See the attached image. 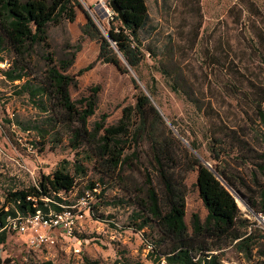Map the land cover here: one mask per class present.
<instances>
[{"label": "rangeland", "instance_id": "obj_1", "mask_svg": "<svg viewBox=\"0 0 264 264\" xmlns=\"http://www.w3.org/2000/svg\"><path fill=\"white\" fill-rule=\"evenodd\" d=\"M145 1L150 29L142 35L146 60L138 71L128 68L126 60L121 68L101 61L99 39L83 34L87 16L105 37L122 27L124 18L112 9V0H78L75 22L49 26L47 46L38 47L27 60L28 77L16 84L0 79V209L8 193L38 186L63 166L76 184L56 191L62 202L54 203L84 215L73 238L55 232L56 245L41 250L30 247L33 231L22 233L10 225L7 243L0 246V264H168L158 263L159 256H152L148 247L158 239L157 228L140 231L142 221L133 219L147 174L158 184L150 166L152 141L166 143L180 166L176 179L186 195L189 228L195 216L202 222L208 216L197 186L198 170L189 165L193 158L248 185L242 198L228 190L239 207L238 230L243 239L254 237L250 249L235 243L214 253L223 264L264 260L263 216H256L248 203L257 193L254 177L264 182V122L259 116L264 113V0ZM4 58L10 65L15 60L9 51ZM49 59L55 65L74 60L66 73L77 77L70 89L73 101L97 93L89 130L97 123L117 125L141 92L150 98L162 119L149 116L151 137L132 141L127 154L133 167L125 166L113 178L105 176L90 144L71 147L66 119L51 111L47 96L33 98L22 90L25 82L40 86ZM84 69L88 71L79 76ZM132 124L135 130L140 121L135 117ZM75 165L86 175H77Z\"/></svg>", "mask_w": 264, "mask_h": 264}, {"label": "trees", "instance_id": "obj_2", "mask_svg": "<svg viewBox=\"0 0 264 264\" xmlns=\"http://www.w3.org/2000/svg\"><path fill=\"white\" fill-rule=\"evenodd\" d=\"M112 1L118 4L124 18L121 28L108 31L115 44L100 34L89 16L83 34L88 38L99 39L101 61L121 68L126 60L128 68L138 71L146 60L142 52V35L150 29L148 6L145 0ZM78 6V0H0V59L7 61L4 58L7 51L15 58L9 69L3 71L9 82L16 84L28 77L31 68L27 60L36 55L38 47L47 46L49 26L63 21L75 22ZM73 64V59H63L58 65L49 59L46 70L41 74L40 86L35 88L31 82H25L22 90L33 98L45 94L51 102V111L61 120L66 119L64 122L68 124L71 134V147L79 150L84 143L90 144L100 167L105 170L104 175L113 178L125 166L133 167L132 157L127 154L132 141L135 143L146 135L151 137L149 116L154 115L159 120L162 118L150 98L141 92L136 106L125 108L117 125L106 127L97 123L89 130V121L96 114L98 96L93 93L80 101L72 100L70 89L77 85V77L66 73ZM86 71L81 70L79 76ZM259 116L264 122V113L259 112ZM135 117L140 125L132 130ZM192 147L198 150L194 144ZM151 150L154 157L150 166L153 167L158 184L155 185L153 176L148 173L142 196L135 204L138 212L133 219L142 221L138 226L140 231L151 226L157 228L158 239L148 246L151 247L152 256H159L158 263L223 264L214 253L223 246L237 243L238 247L244 246L243 250H249L254 237L243 239V234L238 230L239 207L228 190L231 189L242 198V191L248 185L236 180L219 166L212 170L199 159L193 158L189 165L198 170L197 186L208 216L204 222L195 216L192 228H189L185 222L186 195L183 185L176 179L175 170L180 166L171 157L166 143L152 141ZM260 167L264 172V165ZM75 169L77 175H86L83 167L75 165ZM75 184L76 177L62 166L38 186L8 193L5 205L0 209V246L7 243L9 219L19 216L28 218L38 212L47 216L52 212L50 207L55 213H62L63 209L54 203L62 200L55 193L71 190ZM254 186L257 189L256 196H251L248 203L255 215L264 217V182L255 176ZM159 247L163 250H158ZM252 264H264V260Z\"/></svg>", "mask_w": 264, "mask_h": 264}, {"label": "built area", "instance_id": "obj_3", "mask_svg": "<svg viewBox=\"0 0 264 264\" xmlns=\"http://www.w3.org/2000/svg\"><path fill=\"white\" fill-rule=\"evenodd\" d=\"M9 67L10 64L8 63V61H0L1 80L8 81L4 76L3 71L8 70ZM83 217V214H81L80 216L74 215L69 209L59 214L51 212L47 216L41 214V212H38L37 215L32 217L22 218L19 216V218L9 220L7 228H9L10 225L14 224L15 228H18L22 233L33 231L34 235L30 240V247L41 250L56 245L58 236L55 234V232H63L66 238H73L78 227V221ZM148 247L151 250V247ZM76 251L78 253L80 252V250Z\"/></svg>", "mask_w": 264, "mask_h": 264}, {"label": "water", "instance_id": "obj_4", "mask_svg": "<svg viewBox=\"0 0 264 264\" xmlns=\"http://www.w3.org/2000/svg\"><path fill=\"white\" fill-rule=\"evenodd\" d=\"M111 7H112V9L114 10V12H115L116 14L119 15V18H120L121 20H123L122 11H121V9L119 8L118 4H117L115 1H112V2H111ZM107 38L109 39V41H110L112 44H115L114 41L112 40V38H111L109 35H107ZM117 51H118V50H117ZM118 52H119V51H118ZM256 216H257V215H256ZM0 263H1V260H0Z\"/></svg>", "mask_w": 264, "mask_h": 264}, {"label": "bare ground", "instance_id": "obj_5", "mask_svg": "<svg viewBox=\"0 0 264 264\" xmlns=\"http://www.w3.org/2000/svg\"><path fill=\"white\" fill-rule=\"evenodd\" d=\"M106 9V8H105ZM107 13H108V11H107Z\"/></svg>", "mask_w": 264, "mask_h": 264}]
</instances>
